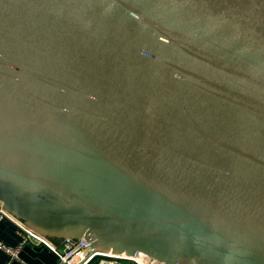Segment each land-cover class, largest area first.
<instances>
[{
    "label": "water",
    "instance_id": "water-1",
    "mask_svg": "<svg viewBox=\"0 0 264 264\" xmlns=\"http://www.w3.org/2000/svg\"><path fill=\"white\" fill-rule=\"evenodd\" d=\"M0 204L103 252L264 264V0H0Z\"/></svg>",
    "mask_w": 264,
    "mask_h": 264
},
{
    "label": "built area",
    "instance_id": "built-area-1",
    "mask_svg": "<svg viewBox=\"0 0 264 264\" xmlns=\"http://www.w3.org/2000/svg\"><path fill=\"white\" fill-rule=\"evenodd\" d=\"M3 218L1 214L0 220ZM23 226L25 225L23 224ZM34 238L38 243L46 245L56 253L58 257L57 264H162L159 259L145 253L130 256L125 253L116 254L100 251L93 241L85 237L78 239L65 238L62 241L61 248L55 246L50 238L42 237L35 233ZM0 248H2L13 261L17 260L27 264L20 258L19 247L7 245L0 240ZM6 264H11V261H8Z\"/></svg>",
    "mask_w": 264,
    "mask_h": 264
},
{
    "label": "crops",
    "instance_id": "crops-1",
    "mask_svg": "<svg viewBox=\"0 0 264 264\" xmlns=\"http://www.w3.org/2000/svg\"><path fill=\"white\" fill-rule=\"evenodd\" d=\"M12 222L16 229L11 228L3 219L0 220V240L7 245L19 247V255L27 264H57L58 257L51 249L50 252L39 249L42 245L34 238V233L26 230L27 227L16 217L5 211L0 204V215ZM52 243L61 248L62 238H50ZM11 261V264H24L20 261L10 258V256L0 248V264H6Z\"/></svg>",
    "mask_w": 264,
    "mask_h": 264
}]
</instances>
